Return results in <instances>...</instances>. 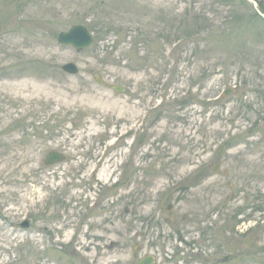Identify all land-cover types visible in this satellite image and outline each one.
<instances>
[{"label":"rangeland","instance_id":"1","mask_svg":"<svg viewBox=\"0 0 264 264\" xmlns=\"http://www.w3.org/2000/svg\"><path fill=\"white\" fill-rule=\"evenodd\" d=\"M258 2L0 0V264H264Z\"/></svg>","mask_w":264,"mask_h":264},{"label":"water","instance_id":"2","mask_svg":"<svg viewBox=\"0 0 264 264\" xmlns=\"http://www.w3.org/2000/svg\"><path fill=\"white\" fill-rule=\"evenodd\" d=\"M59 41L63 44H69L77 48L78 50L89 47L93 42V37L88 29L83 25H75L71 27L68 31L61 32L59 35ZM64 68L69 72H76L77 67L73 63H69L64 66ZM119 90V87H115ZM63 156L60 153L52 152L47 162H55L62 159ZM28 226L27 224L23 225ZM138 264H154V257L147 255L143 257Z\"/></svg>","mask_w":264,"mask_h":264},{"label":"bare ground","instance_id":"3","mask_svg":"<svg viewBox=\"0 0 264 264\" xmlns=\"http://www.w3.org/2000/svg\"><path fill=\"white\" fill-rule=\"evenodd\" d=\"M34 83V86L35 87H37V88H39V85H41L40 83H36V82H33ZM48 84V83H47ZM43 85H46V83L45 84H42L41 86H43ZM47 99H49V101H47L48 103L50 102L51 103V101L50 100H52L50 97L49 98H47ZM36 100V99H35ZM39 100V102L41 101L40 100V98L38 99ZM56 101H58V99H55Z\"/></svg>","mask_w":264,"mask_h":264},{"label":"trees","instance_id":"4","mask_svg":"<svg viewBox=\"0 0 264 264\" xmlns=\"http://www.w3.org/2000/svg\"><path fill=\"white\" fill-rule=\"evenodd\" d=\"M257 2H258V0H257ZM258 4L260 5V4H261V1H260V2H258Z\"/></svg>","mask_w":264,"mask_h":264}]
</instances>
